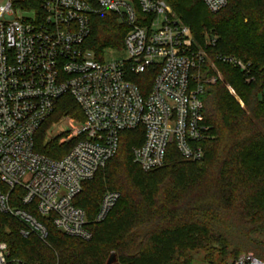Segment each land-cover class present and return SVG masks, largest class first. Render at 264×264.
Here are the masks:
<instances>
[{"label": "built area", "instance_id": "1", "mask_svg": "<svg viewBox=\"0 0 264 264\" xmlns=\"http://www.w3.org/2000/svg\"><path fill=\"white\" fill-rule=\"evenodd\" d=\"M28 1L37 8H25ZM228 1L204 3L216 13ZM104 11L115 13L128 29L124 59L107 61L104 53L98 58L85 46L91 15ZM207 39L216 42L215 36ZM221 58L251 79V62ZM206 61L207 51L169 0H0V212L20 222L23 237L46 241L48 231L37 212L51 216L61 232L87 240L91 225L106 219L121 194L107 190L91 218L74 199L116 155L121 132L144 128V141L132 155L146 172L167 163L172 145L183 160H201L210 137L203 121L205 84L222 80L220 73L205 77ZM146 73L152 81L144 94L134 79ZM67 93L85 119L70 136L80 139L53 159L35 150V136ZM16 188L20 192L14 195ZM14 197L26 208L12 204ZM14 262L0 238V264ZM232 264L264 260L242 253Z\"/></svg>", "mask_w": 264, "mask_h": 264}, {"label": "trees", "instance_id": "2", "mask_svg": "<svg viewBox=\"0 0 264 264\" xmlns=\"http://www.w3.org/2000/svg\"><path fill=\"white\" fill-rule=\"evenodd\" d=\"M169 2L208 53L209 61L202 66L205 77L216 76L210 62L222 74V80L205 84L203 121L210 126V137L203 142L204 157L183 160L172 145L167 163L146 172L132 155V148L144 141V128L121 132L116 155L83 183L74 199L91 218L107 190L121 194L106 219L91 225L92 237L67 235L51 216L37 212L48 231L46 241L36 235L23 237L20 222L0 212V238L8 244L13 264H107L112 253L117 264H193L196 252H205L210 264H232L243 252L264 260V243L255 239L264 233V0H229L216 13L204 0ZM37 6L28 1L24 7ZM90 27L85 46L98 58L106 49L123 47L128 29L115 13L92 14ZM213 36L215 44L208 43ZM227 55L251 62L250 80L222 60ZM151 78L146 73L134 79L144 94ZM63 118L80 123L85 119L69 93L37 131V152L59 159L80 139L61 141L65 133L45 140L51 123ZM12 204L26 208L15 197Z\"/></svg>", "mask_w": 264, "mask_h": 264}, {"label": "rangeland", "instance_id": "3", "mask_svg": "<svg viewBox=\"0 0 264 264\" xmlns=\"http://www.w3.org/2000/svg\"><path fill=\"white\" fill-rule=\"evenodd\" d=\"M127 55L128 54H127L126 50H124L123 48H121V49H106L104 51V59L107 61L121 60V59L126 58ZM212 65H213L212 68L215 70V72L221 74V72L216 68V66L213 63L211 64V66ZM263 95H264V90H263V93H261V96H263ZM79 124H80V122H77L71 118H66V119L63 118L58 122L51 123L50 127L46 131L45 140L52 139L55 136L65 134V133H68V135H66V137H64L61 141L69 140V139H71L70 136L74 132V129ZM110 164H109V166H110ZM109 166L106 167L105 169L109 168ZM255 239L258 243H264V233L257 234ZM243 253H245V252H243ZM248 253H252L254 255L253 252H248ZM206 257L207 256H206L205 252L193 253V264H210V263H208V261H207L208 259Z\"/></svg>", "mask_w": 264, "mask_h": 264}, {"label": "water", "instance_id": "4", "mask_svg": "<svg viewBox=\"0 0 264 264\" xmlns=\"http://www.w3.org/2000/svg\"><path fill=\"white\" fill-rule=\"evenodd\" d=\"M115 261H116V256L114 253H112V255L110 256V258L107 261V264H117V263H115Z\"/></svg>", "mask_w": 264, "mask_h": 264}]
</instances>
